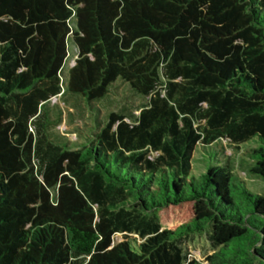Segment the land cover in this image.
Returning <instances> with one entry per match:
<instances>
[{
	"label": "trees",
	"instance_id": "obj_1",
	"mask_svg": "<svg viewBox=\"0 0 264 264\" xmlns=\"http://www.w3.org/2000/svg\"><path fill=\"white\" fill-rule=\"evenodd\" d=\"M119 80L138 114L53 138V97ZM222 140L255 141L264 181V0H0V264H202L183 247L202 233L206 264H264V195ZM197 150L217 163L196 175Z\"/></svg>",
	"mask_w": 264,
	"mask_h": 264
},
{
	"label": "rangeland",
	"instance_id": "obj_2",
	"mask_svg": "<svg viewBox=\"0 0 264 264\" xmlns=\"http://www.w3.org/2000/svg\"><path fill=\"white\" fill-rule=\"evenodd\" d=\"M76 54V48L70 44L69 56L63 68L65 73L74 64ZM146 102V98L137 94L128 83L122 80L111 87L109 94L93 102H88L81 96L77 97L70 94L53 97L47 103L51 118L54 120L51 127L52 136L56 140H68L80 144L97 132L99 129L97 121L99 120L104 124L109 112L138 114L139 109L146 105ZM256 146L255 141L236 147L229 141L222 140L218 142V146L215 148L228 156L226 164L229 165L233 175L244 181L246 187L253 193L264 195V181L252 179L249 176V168L252 166V162L245 154ZM201 155L202 152L197 150L193 160V169L196 175L205 172L211 164L217 163L214 152L211 155L200 157ZM125 239L126 237L120 234L114 237L115 242ZM183 247L189 254V259H195L202 264L207 263V256L213 252L204 233L190 236Z\"/></svg>",
	"mask_w": 264,
	"mask_h": 264
}]
</instances>
